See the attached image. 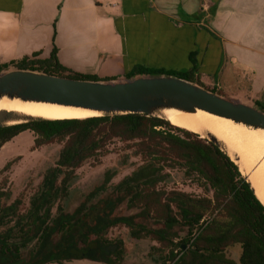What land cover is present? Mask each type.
I'll return each instance as SVG.
<instances>
[{
    "label": "trees",
    "instance_id": "16d2710c",
    "mask_svg": "<svg viewBox=\"0 0 264 264\" xmlns=\"http://www.w3.org/2000/svg\"><path fill=\"white\" fill-rule=\"evenodd\" d=\"M189 21L195 22V17H189ZM190 58L194 66L189 72L136 65L127 77L140 73L168 72L192 80L197 64L194 52ZM12 66L45 70L76 79H98L97 76L75 72L60 64L56 47L50 58L22 57L0 64V72ZM260 106L264 109V105ZM185 129L166 119L145 114L64 118L0 127V149L26 130L35 134L34 148L55 142L62 144L55 165L47 168L38 190L30 198L31 207L19 215L21 229L27 232L25 238L32 230L35 234L41 233L38 248L29 252L28 260L18 258V244L11 249L7 243L9 230H2L0 264H30L41 259L49 261L54 253L64 257L57 260L74 258L76 255L70 252L73 247L79 243L88 244L92 234L103 239L110 227L120 223L126 224L134 237L151 236L167 246L170 258L176 264H264V202L255 195L238 165L219 146ZM114 139L131 142L133 154L141 155L145 164L115 185L113 191L134 193L131 202L141 203L143 209L140 215L154 212L163 221L162 228L153 229L137 223V215H114V209L122 200L119 196L98 198L88 205L87 200L94 199L105 188L104 183L90 192L75 211H65L60 206L59 212L52 214V207L58 200L63 203L69 201L70 187L78 178L77 168L105 154L108 142ZM177 165L186 167L189 174H197L206 190L210 185L214 190L213 196L196 198L181 191L157 189L159 181L166 177L162 175V169ZM118 171V167L107 169L104 182H109ZM16 203H20V200ZM15 206H2L0 197V222L11 214L10 210ZM180 220L185 223L188 234L175 242ZM183 244L186 246L184 249ZM236 244L241 246L239 260L229 259L225 250ZM88 256L104 264H115L101 249L94 250Z\"/></svg>",
    "mask_w": 264,
    "mask_h": 264
},
{
    "label": "crops",
    "instance_id": "0c3cea01",
    "mask_svg": "<svg viewBox=\"0 0 264 264\" xmlns=\"http://www.w3.org/2000/svg\"><path fill=\"white\" fill-rule=\"evenodd\" d=\"M54 47L60 64L97 80L136 65L189 72L194 52L192 80L264 105V0H0V64Z\"/></svg>",
    "mask_w": 264,
    "mask_h": 264
},
{
    "label": "water",
    "instance_id": "95a60500",
    "mask_svg": "<svg viewBox=\"0 0 264 264\" xmlns=\"http://www.w3.org/2000/svg\"><path fill=\"white\" fill-rule=\"evenodd\" d=\"M1 102L66 107L91 113L85 118L67 119L126 114L163 118L161 113L167 109L200 111L264 133V109L259 104L226 97L196 80L167 72L140 73L122 79L92 80L12 66L0 72ZM43 120L62 119L0 110V127ZM191 132L219 146L238 165L257 196L251 180L238 163V154L230 150L224 140L209 129L202 128L200 132ZM258 199L260 200L259 197Z\"/></svg>",
    "mask_w": 264,
    "mask_h": 264
},
{
    "label": "rangeland",
    "instance_id": "374dc122",
    "mask_svg": "<svg viewBox=\"0 0 264 264\" xmlns=\"http://www.w3.org/2000/svg\"><path fill=\"white\" fill-rule=\"evenodd\" d=\"M34 138L35 134L28 130L20 136L14 137L0 149V190L11 194L10 203L21 198V210L29 207L30 197L37 191L47 168L55 165L62 148V144L58 142L34 148ZM130 145H132L131 142L119 139L111 140L106 146L107 152L105 154L92 158L77 168L78 178L73 185L67 210L71 211L77 207L83 201L85 195L103 181V174L106 169L111 167L120 168L119 173L112 179V183H118L125 176L131 174L134 169L144 164V158L141 155L133 154L134 148H131ZM127 157H129V160L126 163ZM9 163L10 165L6 168ZM164 173H169L170 177L158 184L159 189L166 191L176 189L187 192L194 197H209L213 194L212 190L208 189V191L204 188L198 175H190L186 173L184 168H165ZM139 210L138 207L124 203L118 208L116 214L131 215L139 213ZM207 219H209V216H207ZM146 222L149 226L156 228L162 226L159 221L150 216L147 217ZM179 233V236L183 237L185 230ZM107 237L109 240L122 243V264H176L175 260L170 258L168 247L151 237H133L130 228L126 225L113 226ZM225 253L229 259L239 260L241 246L239 244L233 245L227 248ZM47 264L59 263L50 262ZM66 264L102 263L77 259L66 262Z\"/></svg>",
    "mask_w": 264,
    "mask_h": 264
},
{
    "label": "flooded vegetation",
    "instance_id": "af4514ba",
    "mask_svg": "<svg viewBox=\"0 0 264 264\" xmlns=\"http://www.w3.org/2000/svg\"><path fill=\"white\" fill-rule=\"evenodd\" d=\"M201 137V136H200ZM126 163L128 162V161H125ZM144 164H145V161H144ZM144 164H142V165H144ZM141 165V166H142ZM141 166H139V167H141ZM138 167V168H139ZM179 167H181V168H184L185 169V171H186V173H188L187 172V168L186 167H183V166H181V165H177L175 168H170V167H168V166H165L163 169H162V175H166V177L165 178H163V179H161L160 181H159V183L160 182H162V181H166L169 177H170V174L169 173H164V169L165 168H169V169H176V168H179ZM112 168V167H111ZM138 168H136V169H138ZM109 169V168H108ZM118 169H119V171H120V168L118 167ZM136 169H134L133 171H132V173L136 170ZM107 170V169H106ZM119 171H118V173H119ZM105 173V172H104ZM117 173V174H118ZM131 173V174H132ZM116 174V175H117ZM131 174H129V175H127V176H125L123 179H121V181H119L118 183H112V179L116 176H113L112 178H111V180L109 181V182H104L105 181V179H104V174H103V181L99 184V185H97L96 187H99L101 184H105V188L104 189H101L100 190V193L97 195V196H95V198L94 199H92V200H87V204L88 205H91L92 204V202H96L97 200H98V198H107V197H117V196H119V198H121L122 200H121V202L117 205V207L114 209V215H120V216H136L137 214V218H135V221L137 222V223H143V224H145V225H147L149 228H153V229H160V228H162L163 226H164V223H163V221L161 220V219H159V218H157L156 216H155V213L154 212H151L150 214H142V215H140V213L142 212V206H141V203L139 204H137L136 202H131V199H132V196H133V194L134 193H128L127 191H118L117 193H115L114 191H113V189H114V187H115V185H117V184H119L120 182H122L125 178H127L128 176H130ZM189 174V173H188ZM197 175V174H194L193 172H191V174L190 175ZM44 176V175H43ZM77 179V178H76ZM76 179H74V181H73V183H72V185H71V187H70V193L72 194V191H73V185H74V183H75V181H76ZM42 180H43V178H42ZM42 182V181H41ZM41 184V183H40ZM39 184V185H40ZM95 187V188H96ZM38 188H39V186H38ZM95 188L92 190V191H94L95 190ZM204 188H205V186H204ZM157 189H159L158 187H157ZM206 189V188H205ZM207 189H209V190H212L213 191V193H214V190L211 188V186L210 185H207ZM38 190V189H37ZM173 190H176V189H173ZM173 190H171V191H173ZM208 190V191H209ZM92 191H90V192H92ZM166 191V190H165ZM176 191H180V190H176ZM89 192V193H90ZM167 192H169V191H167ZM181 192H184V191H181ZM89 193H87L86 195H85V197H84V199H83V201L82 202H84L85 201V199H86V196L89 194ZM185 193H187V192H185ZM71 194H70V198H69V201L71 200ZM11 194L9 193V192H4V191H1L0 190V197H1V204H2V206H6V207H8V206H11V205H16L15 206V209H12V210H10V212H11V214H8L7 216H6V218L5 219H3V221L2 222H0V231H2V230H9V232L7 233V238H8V240H7V243L9 244V247L12 249L13 248V245H15V244H18V246H19V249L18 250H20V253H18V258H22V259H24V260H28V258H29V252L30 251H36V249L38 248V246H39V244H40V235H41V233H39V234H35V231H31V232H29L28 233V235H27V237L28 238H25V234L27 233L26 232V230H22L21 229V225L19 224V215H21V214H23V213H25L31 206H30V201H29V207L27 208V209H25V210H21L20 209V206H21V204H22V199L21 198H18L19 200H20V203H16V201L18 200V199H16V200H14V201H12L11 203L9 202V200L11 199V196H10ZM212 196H213V194H212ZM212 196H209V197H212ZM194 197V196H193ZM208 197V196H207ZM31 198V197H30ZM196 198H200V197H196ZM69 201H67L66 203H63L61 200H58L54 205H53V207H52V214L53 215H55L56 213H58L59 212V208H60V206H63V210H65V211H70V210H67V206H68V204H69ZM81 202V203H82ZM80 203V204H81ZM124 203H128L130 206H133V207H138L140 210H139V213H136V214H131V215H121V214H116L117 212V210H118V208L122 205V204H124ZM79 204V205H80ZM78 205V206H79ZM78 206L77 207H75L73 210H71L70 212H73V211H75V209H77L78 208ZM16 213L15 215H13V213ZM151 217V218H153L154 220H157V221H159L160 223H161V227H153V226H149L148 225V223L146 222V219H147V217ZM207 218V217H206ZM180 224L177 226V228H176V236H175V238H174V241L175 242H179V241H181L183 238H185L186 236H187V234H188V229H187V227H185V223L183 222V221H181L180 220ZM121 224V223H120ZM120 224H117V225H120ZM123 224V223H122ZM123 225H126V224H123ZM116 226V225H115ZM128 227V226H127ZM112 227H110L109 228V230L111 229ZM109 230L105 233V237L102 239V238H99L98 236H96V235H91L90 236V238H91V240H90V242L88 243V244H82V243H79L78 244V246L77 247H73L71 250H70V252L73 254V255H76L74 258H71V259H65V260H63V261H61V260H57L56 258H64L63 257V255L62 254H60V253H58V254H56V253H54L53 255H51V260H49V261H46V260H44V259H41L40 261H33V263H30V264H47V263H50V262H57V263H59V264H66V262H69V261H72V260H77V259H85V260H90V261H97V262H100V263H102V264H104L103 262H101V261H99V260H93V259H91L89 256H88V254H90V253H92L94 250H98V249H101L103 252H105L106 254H107V256L109 257V258H112L113 259V261H114V263L115 264H122V257H123V249H122V243L121 242H114V241H112V240H109L108 239V237H107V234H108V232H109ZM185 230V235L183 236V237H180L179 235H180V233L179 232H181V231H184ZM133 236V235H132ZM134 237V236H133ZM143 237H151V236H142L141 238H143ZM135 238H138V237H135ZM152 238V237H151ZM98 239H99V241H98ZM176 239H179V240H176ZM167 247V246H166ZM184 248H186V246L183 244L182 245V249H184ZM177 251H178V249H177ZM59 255H61V256H59Z\"/></svg>",
    "mask_w": 264,
    "mask_h": 264
},
{
    "label": "bare ground",
    "instance_id": "6f19581e",
    "mask_svg": "<svg viewBox=\"0 0 264 264\" xmlns=\"http://www.w3.org/2000/svg\"><path fill=\"white\" fill-rule=\"evenodd\" d=\"M2 109L49 119L85 118L91 115V113L79 109L15 102H1L0 110ZM161 117L176 126L191 131L200 132L202 128L209 129L224 140L230 150L238 154V163L242 171L249 177L256 194L264 202L263 132L236 125L200 111L185 112L178 109H167L161 113Z\"/></svg>",
    "mask_w": 264,
    "mask_h": 264
}]
</instances>
